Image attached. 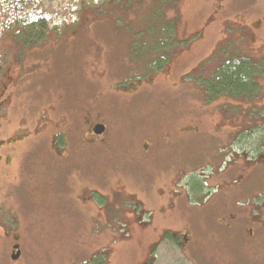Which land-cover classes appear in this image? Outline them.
Wrapping results in <instances>:
<instances>
[{
  "label": "rangeland",
  "instance_id": "obj_1",
  "mask_svg": "<svg viewBox=\"0 0 264 264\" xmlns=\"http://www.w3.org/2000/svg\"><path fill=\"white\" fill-rule=\"evenodd\" d=\"M71 1L48 0L45 10L50 16L59 14ZM153 3L154 0H115L108 8L86 10L78 28L61 35L51 33L39 45L25 46L17 36L7 37L0 44V53L7 58L0 76V101L7 87L15 82L18 91L13 106L26 110L30 120L53 107L56 120L66 117L61 127L68 128L71 140L68 154L78 156V163L67 172L62 168L56 170V164L47 155L50 148L43 137L42 143L28 146L22 154L19 164L24 166V173L11 179L0 178L3 179L0 182V239L4 240L0 242V264H84L96 254L105 258L107 264H145L153 258H156L155 264H171L168 260L173 261L175 256L171 250L164 249L165 242H161L163 246L157 257L150 253L152 246L164 232L173 233L188 225V218L205 217V212L210 211L202 212L198 207L201 199L195 200L199 198L193 190L199 167H181V170L182 165H176L177 161H172L169 155L178 147L181 156L186 157L189 152L181 147L184 145L181 135L190 131L208 132L212 123L219 120L218 115L208 114L215 106L202 104L198 86L193 80H187L188 88L185 82L183 85V77L229 40L238 52L259 61L264 53V0H178L174 12H166L177 19L175 34L170 33L173 36L171 63L165 72L138 81L133 77L144 74L145 60L133 63L131 45L139 36L137 31L145 26ZM251 29L258 31L253 33ZM143 36L138 39L143 41ZM245 36L248 40L243 42ZM225 48L227 52L233 49L227 44ZM235 48L230 54L235 53ZM215 66L207 64V76ZM127 91L131 92L124 95ZM253 103L260 104L259 108L241 110L231 121L233 130L242 131L240 140L236 139L239 146L261 129L258 124L264 119V110L260 109L264 106V94L262 101ZM4 113H1L2 123L7 119ZM98 119L109 128L111 152L104 150L101 143L86 148L79 143L81 131L88 130L89 124ZM7 131L2 130L0 138L4 139ZM169 135L177 144L164 141ZM251 141L258 144L253 154L251 149L235 146L239 154L243 153L238 158L255 160L252 166H258L239 180L247 182L250 191L245 200H250V195L262 196L264 187L263 152L259 147L262 142L258 138ZM145 145L152 149L149 155L142 148ZM187 148L194 149L190 153H203L197 150L199 147L195 148L193 141ZM85 163L88 167L81 169ZM59 179L65 183L72 181L73 189L69 190L75 195L88 182L90 189L113 197L109 201L114 206L108 208L111 212L113 207L118 209L117 217L107 221L98 218L105 207L103 200H93L92 212L83 211L95 214V221L87 214L79 216L75 212L56 216L58 203H65L64 195L61 200L49 195L53 194ZM171 189L176 196H187V200H172L183 211L167 212L163 208L169 200H157L160 190L169 193ZM240 190L237 187L232 196ZM131 195L135 200L128 199ZM203 196H200L202 200H207L216 195ZM219 203L220 200H210V207L215 209ZM213 212L221 214V210ZM202 217L198 218L202 220ZM91 227L96 231L89 233ZM15 234L23 244L19 262L12 259ZM211 236H203L211 264H237L239 255H250Z\"/></svg>",
  "mask_w": 264,
  "mask_h": 264
},
{
  "label": "flooded vegetation",
  "instance_id": "obj_2",
  "mask_svg": "<svg viewBox=\"0 0 264 264\" xmlns=\"http://www.w3.org/2000/svg\"><path fill=\"white\" fill-rule=\"evenodd\" d=\"M262 17L264 20V15H262ZM262 17L258 19V21L260 20L261 22ZM257 23L258 22L254 24L258 25ZM251 31H253L254 33L258 30L251 29ZM247 38L248 37L245 36L243 42L245 40H248ZM259 61H262V64L264 66V53L263 56L259 58ZM202 65L203 61L189 70L185 74L184 78H186L191 71L196 73L198 69L202 67ZM262 79L264 80V77ZM182 82L184 85L185 79H183ZM16 89L17 86L14 82L10 84L7 87L6 92H2L3 94L1 95L0 132L5 129H9V131H7L8 134L4 139L0 138V178L3 177L4 179H11L12 176L15 177L19 176L21 173H24V166H21L19 164L22 154H24V151L28 148V146L42 143L41 139L43 137H45L50 148V150L48 149L49 153L47 152V155L53 159L54 163L57 166L56 170L62 168L67 172L69 169L74 167L75 163H78V156H74L70 153L68 154V152H70L69 147L71 144L68 128L62 130L63 128L61 127L62 121L66 117L61 120H56L54 117V108L50 106L47 110L41 111L40 114L35 115V117L30 120V118L26 115L29 113H25L26 110H17V105L16 107L13 106L14 99L18 91H16ZM130 92L127 91L123 94L126 95ZM2 112H5V118H7L6 121H4L5 123H2ZM86 114H88L87 116L88 118H90V114ZM86 123L87 121L85 122V124ZM260 124L261 125L259 126L261 128V134H259L257 138L262 142L259 147H261V151L263 152V163L264 119ZM5 125L7 126L4 129L3 127ZM98 125L105 126V132L102 135H98L95 132ZM108 129L109 128L107 124L101 122V120L98 119L97 121H94V123H90L88 126V130H85V132H82L81 129L79 130L81 131V136L78 139L79 143L82 146L84 145L83 148L92 146L95 143H101L104 150L111 152ZM219 129L222 130V126H220ZM171 136L172 135H169L167 138H165L164 141L169 145L173 143L174 145L177 144L176 140L172 139ZM221 136L222 135H220V137ZM240 136L241 133L230 131L228 139H222L221 137L222 141L217 142V138L213 137L212 135L207 136L205 132H185L181 135V140H183L184 143V145H182L181 147L183 148V151H187L189 153L185 154L186 157H184V155H180L178 147L176 151L174 148L169 152V155H171L173 159L172 161H174L175 159L177 161L175 163L176 165L181 164L182 166L179 167L180 169L181 167H188L190 169H196L199 167L198 169H200V173L195 180V184L201 182L206 187H213L214 189L207 188V190L209 191H206L205 195L209 194V197L212 195L216 196L213 199H207L205 203H202L198 206L201 208L202 212L210 210L208 212H205L207 216L202 217L195 215L197 218H188V225H185L183 228L176 231L173 230V233L167 231L164 232V234L160 238V241L152 246L150 250L151 255L157 257L158 250L163 246L161 242H165L166 246L164 247V249L171 250L173 256H175L173 261L168 260V262L171 264H211L209 260L210 257L206 256L208 254L204 249L205 239L203 238V236L212 235L214 236L215 240H219V242H226L229 245L231 244L233 245V249L242 248L245 253L250 254L249 256L239 255L237 258V264H264V189L262 190V196H259L258 194H255L254 196L250 195V200H245L247 197V191H250L247 190L249 189L246 186L247 182L242 183L239 180L245 177L246 173L248 175L249 171H253L258 166L256 165V167L253 168L252 163L254 164L255 160H250L248 158L245 159V157H243V159L238 158L239 156L243 155V153L239 154L237 151V148L239 146L237 144V141L240 140ZM190 140L195 143V148L199 147L197 150L203 153H190L192 150H194L192 149L191 151H189L187 148V146L192 142ZM249 140L250 139H248V142L241 143L239 148L244 150L251 149V154H253L254 150H256V143L253 144L252 141L250 142ZM214 144H219V148L223 150L222 152H224L222 154L225 155H222L220 153V150L214 151L212 149ZM235 146H237V148ZM142 148L144 149L146 155H149V153L152 152V149L149 145H145ZM229 152H231V154H228ZM82 157L87 158V156L83 154ZM182 172L187 173L186 170ZM202 174L203 176L200 177V175ZM2 180L3 179H1L0 182ZM262 182L264 183L263 178ZM87 183L84 184L85 186H82L78 195H75V193L69 190L71 188L73 189V186L71 185L72 181L65 183L61 179H59V182L55 183L56 186L54 187L53 194H50L49 197L55 196L57 197V200H61L63 194V197L65 199V203L63 205L60 202L58 203L59 205L56 207V216L62 217L66 214L74 215L75 213L79 216H85L87 214V217L90 220L95 221V214L88 213L89 211L92 212L91 206L93 205V200H103L105 202V207L102 212L98 213V218H103L107 221L109 219H112L113 217H117L118 209H115V207H113L111 208L114 210L112 212L109 209L110 206H114L113 203L109 201L112 200L113 197L101 193L98 189H90L87 186ZM237 187L241 189L240 192L236 193V196H232L233 193L236 192ZM173 190L171 189L169 193L164 190H160L157 194V200H169L168 206L166 208H163V210L167 212L171 213L176 212L177 210L183 211L181 206L178 207L179 204H174L172 200L183 201L185 200V198L186 200L188 198L187 196H185V198L176 196ZM200 196L201 193L198 197ZM252 198H256L257 200H252ZM128 199L135 200V197L131 195L128 197ZM119 200H121V198ZM210 200H220V203L217 206L215 205L214 209L210 207ZM240 203L247 205V207H238L237 204ZM138 206L140 207V203ZM192 208L194 209V207ZM184 210H187V207H184ZM216 210H221V214L216 215V213L213 212ZM83 211H88V213H83ZM198 217H202L203 219L200 220V218ZM137 219L141 221V224L144 223L142 219H139L138 217ZM94 227H91V229H89V233H93L94 231H96V228ZM211 237H209V240L211 239ZM13 240L14 243H12L11 245L12 256L20 252V258L17 260L19 262L23 256V244L21 243L19 235H13ZM2 241L4 240L0 239V242ZM16 247H19V249L15 252ZM153 248H156L157 251ZM177 252L181 254L182 259L178 256ZM172 259L173 258H171L170 260ZM149 262H153V264H155L156 258H153V261Z\"/></svg>",
  "mask_w": 264,
  "mask_h": 264
},
{
  "label": "trees",
  "instance_id": "obj_3",
  "mask_svg": "<svg viewBox=\"0 0 264 264\" xmlns=\"http://www.w3.org/2000/svg\"><path fill=\"white\" fill-rule=\"evenodd\" d=\"M46 1L48 0H0V44L7 37L17 36L18 40L23 42L25 46L39 45L51 33L61 35L71 28H78L79 20L86 10L108 8L115 0H72L64 11L59 14H52L53 16H50L45 10ZM177 4L178 0H154L149 15L144 21L145 26L137 31L138 38L144 35V40L141 41L137 38L132 41L133 63L138 64L142 59L145 60L144 74L134 76L133 79L138 81L148 79L165 71L171 63L170 60L173 56L171 40L173 36L170 33L175 34L177 19L174 14L170 16L169 14L166 15V12L168 10L174 12ZM223 43L212 51L208 60H203L202 67L196 73L191 71L186 78L183 77L188 88L187 80H193L194 84L198 86V94L202 104L212 103L215 106L211 113H207L218 115L219 120L214 121L211 130L205 133L207 136L212 135L217 138V142L225 138L228 139L230 131H236L232 129L231 121L236 119L238 113H242L241 110L250 111L253 107L260 105H253V101H262L264 90L262 61H255L251 56L238 52L239 49L234 47L231 40ZM226 44L234 47L235 53L230 54L234 48L227 52ZM6 63V56L0 53V76ZM207 64H216L210 76H207L208 74L205 72ZM260 109L264 110V106ZM220 126H222V130L219 129ZM236 132L242 133L240 130ZM258 133L261 134V130L256 132L251 140H255L259 136ZM220 135H222V139ZM218 145L214 144L212 149L214 151L220 150L221 154L224 153ZM99 158L101 159L100 156H97V159ZM85 159L88 162L89 159ZM86 167H88L87 163L81 169ZM193 190H195L196 196L201 193V197L208 191L201 182H198ZM201 197L195 200L201 199L200 201L205 203L206 200H202ZM106 261L105 258L96 254L93 260L84 264H107ZM146 264H153V262Z\"/></svg>",
  "mask_w": 264,
  "mask_h": 264
},
{
  "label": "water",
  "instance_id": "obj_4",
  "mask_svg": "<svg viewBox=\"0 0 264 264\" xmlns=\"http://www.w3.org/2000/svg\"><path fill=\"white\" fill-rule=\"evenodd\" d=\"M95 132L98 135H102L105 132V126L104 125H98L96 127ZM18 249H19V247H16L15 251L18 250ZM19 258H20V252H18L17 254H14V256H12V259L15 260V261H17Z\"/></svg>",
  "mask_w": 264,
  "mask_h": 264
}]
</instances>
